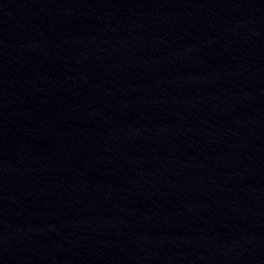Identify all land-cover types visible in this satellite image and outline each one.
Returning <instances> with one entry per match:
<instances>
[{
	"label": "water",
	"instance_id": "95a60500",
	"mask_svg": "<svg viewBox=\"0 0 264 264\" xmlns=\"http://www.w3.org/2000/svg\"><path fill=\"white\" fill-rule=\"evenodd\" d=\"M0 264H264V0H0Z\"/></svg>",
	"mask_w": 264,
	"mask_h": 264
}]
</instances>
